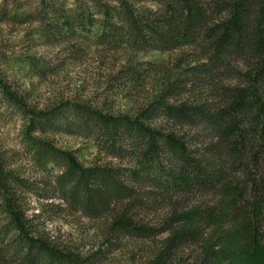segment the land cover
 Returning a JSON list of instances; mask_svg holds the SVG:
<instances>
[{"label":"trees","instance_id":"16d2710c","mask_svg":"<svg viewBox=\"0 0 264 264\" xmlns=\"http://www.w3.org/2000/svg\"><path fill=\"white\" fill-rule=\"evenodd\" d=\"M0 22L61 46L18 59L37 75L91 46L142 55L106 78L122 110L38 109L0 73V107L22 123V153L0 147V264L264 262V0H0ZM57 133L102 159L82 164ZM64 213L91 233L51 234Z\"/></svg>","mask_w":264,"mask_h":264},{"label":"rangeland","instance_id":"374dc122","mask_svg":"<svg viewBox=\"0 0 264 264\" xmlns=\"http://www.w3.org/2000/svg\"><path fill=\"white\" fill-rule=\"evenodd\" d=\"M33 24H9L0 22V73L23 93L27 102L38 109L56 104L60 100L73 99L90 101L94 105L109 106L111 109H126L130 106L125 90H109L106 78L109 73L125 63L131 56L140 58L141 54L129 51H106L90 47L85 55L77 60L66 61L52 72L37 75L26 64L19 62L25 56H32L42 61H58L62 56L59 45H42L30 38ZM33 37V36H32ZM164 56L153 52L147 58ZM22 123L17 114L0 107V147L22 153L20 132ZM56 146L63 150L74 151L78 160L90 165L102 159L92 141L76 135L57 133L52 136ZM26 175L31 173L25 158L17 164ZM53 235L77 241L91 233L90 223L84 219L61 214L46 225ZM242 264H264L256 256L242 260Z\"/></svg>","mask_w":264,"mask_h":264}]
</instances>
